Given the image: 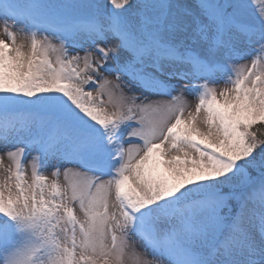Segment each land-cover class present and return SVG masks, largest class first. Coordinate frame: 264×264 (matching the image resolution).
<instances>
[{
  "label": "snow or ice",
  "instance_id": "obj_1",
  "mask_svg": "<svg viewBox=\"0 0 264 264\" xmlns=\"http://www.w3.org/2000/svg\"><path fill=\"white\" fill-rule=\"evenodd\" d=\"M0 169V264H264V0H0Z\"/></svg>",
  "mask_w": 264,
  "mask_h": 264
},
{
  "label": "rangeland",
  "instance_id": "obj_2",
  "mask_svg": "<svg viewBox=\"0 0 264 264\" xmlns=\"http://www.w3.org/2000/svg\"><path fill=\"white\" fill-rule=\"evenodd\" d=\"M261 3V0H256V4L259 5ZM30 43V40L28 41ZM53 43H57L56 41H53ZM27 50V49H25ZM51 59L55 60V54L53 53L51 55ZM238 64H249L250 63V60H240L237 62ZM218 88H222L223 87V84H219L217 85ZM173 95H176V93H173ZM152 100H155V101H159V102H162V103H167L170 101V97L168 96H158V97H152L151 98ZM197 101L195 100L194 96L193 95H190V94H187L185 93L183 95V97H181V99L179 101H177V103H186L188 105V108L187 110L185 111V117H187V112L188 111H195V103ZM109 110H111V106H109ZM201 116L203 115V113L200 114ZM34 155V153H29V156H28V159L25 160V169H26V172H27V175L30 177L31 175V171H30V168L28 167V160L31 159V156ZM4 165L7 166L9 164V161L7 158L4 159L3 161ZM68 167H71V165H68ZM44 175H46L48 177V180H49V183H51V180L53 179V177L51 176L50 174V171L46 170L44 172ZM3 178V169H0V179ZM59 182L60 183H63V170H61V175L59 176L58 178ZM114 203V200H110L109 201V204L111 206V204ZM110 211H111V207H110ZM77 215L83 219V215L82 213L79 212L78 210V207H77ZM136 249L138 252H143V249L141 248V246L139 245V243L137 242V245H136ZM148 259H151V257H147Z\"/></svg>",
  "mask_w": 264,
  "mask_h": 264
}]
</instances>
